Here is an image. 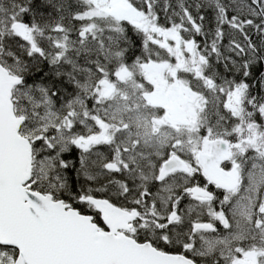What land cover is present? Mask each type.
I'll return each mask as SVG.
<instances>
[{
    "label": "snow or ice",
    "instance_id": "1",
    "mask_svg": "<svg viewBox=\"0 0 264 264\" xmlns=\"http://www.w3.org/2000/svg\"><path fill=\"white\" fill-rule=\"evenodd\" d=\"M0 264H264V0H0Z\"/></svg>",
    "mask_w": 264,
    "mask_h": 264
}]
</instances>
